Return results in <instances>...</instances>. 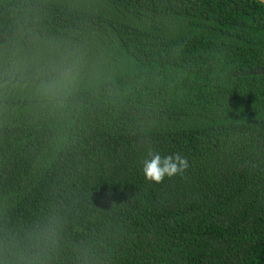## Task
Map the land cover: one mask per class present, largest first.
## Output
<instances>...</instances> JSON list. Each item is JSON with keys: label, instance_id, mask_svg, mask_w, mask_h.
I'll list each match as a JSON object with an SVG mask.
<instances>
[{"label": "trees", "instance_id": "1", "mask_svg": "<svg viewBox=\"0 0 264 264\" xmlns=\"http://www.w3.org/2000/svg\"><path fill=\"white\" fill-rule=\"evenodd\" d=\"M32 33L84 72L0 96V264H264L263 3L0 0V44ZM151 152L188 167L147 180Z\"/></svg>", "mask_w": 264, "mask_h": 264}, {"label": "clouds", "instance_id": "2", "mask_svg": "<svg viewBox=\"0 0 264 264\" xmlns=\"http://www.w3.org/2000/svg\"><path fill=\"white\" fill-rule=\"evenodd\" d=\"M83 72V54L74 45L41 40L35 33L27 39L13 37L0 44V96L31 85L43 101L53 106L63 104L78 90ZM187 167V159L178 154L162 157L151 152L142 162L145 178L155 183L182 173ZM57 225L53 218L36 234L37 248L54 241Z\"/></svg>", "mask_w": 264, "mask_h": 264}, {"label": "water", "instance_id": "3", "mask_svg": "<svg viewBox=\"0 0 264 264\" xmlns=\"http://www.w3.org/2000/svg\"><path fill=\"white\" fill-rule=\"evenodd\" d=\"M257 1H259V2H261V3H263V4H264V0H257Z\"/></svg>", "mask_w": 264, "mask_h": 264}]
</instances>
